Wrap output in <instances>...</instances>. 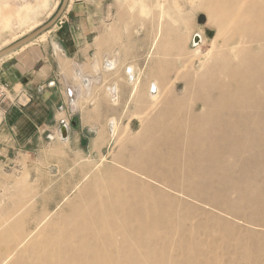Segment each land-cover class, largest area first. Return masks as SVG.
<instances>
[{"label": "rangeland", "instance_id": "rangeland-1", "mask_svg": "<svg viewBox=\"0 0 264 264\" xmlns=\"http://www.w3.org/2000/svg\"><path fill=\"white\" fill-rule=\"evenodd\" d=\"M83 1L90 9L81 19L94 30L82 66L70 69L81 84L72 120L84 129L2 162L0 254L30 236L15 255L33 260L45 247L36 242L54 235L112 264H264V49H251L264 44V19L249 22L262 30L255 37L234 27L258 9L222 5L228 26L219 35L206 0H144V11L137 0ZM62 2L0 0V50L49 22ZM222 54L227 62L202 76Z\"/></svg>", "mask_w": 264, "mask_h": 264}, {"label": "crops", "instance_id": "crops-1", "mask_svg": "<svg viewBox=\"0 0 264 264\" xmlns=\"http://www.w3.org/2000/svg\"><path fill=\"white\" fill-rule=\"evenodd\" d=\"M136 2L142 4L144 11L145 3L141 0L133 1L134 4ZM89 6L83 0L69 4L65 23L51 30L48 39L32 41L0 62V87L4 84L9 86L8 99L3 102L0 100V171L7 164L2 162L11 161L24 151H33L40 146L46 148L45 144L49 141L65 145L71 142L74 134L81 135L77 131L81 128L78 122L76 125L71 124L77 99L73 97L79 92L81 84L76 83L70 68L75 63L79 64L78 68L82 66L81 57H85L86 51L84 40L94 30V26L89 24L91 22L81 19V16H87ZM28 9L29 5L21 9L16 16L18 21ZM77 17L79 21H74ZM6 18L0 14L1 20L6 21ZM87 81L91 82L88 77H83L85 86ZM115 86L118 92V85ZM122 88L125 89L122 92H128V87ZM21 93L25 99L23 104L14 103V98ZM27 95L31 100H27ZM63 124L68 126L67 138L60 135Z\"/></svg>", "mask_w": 264, "mask_h": 264}, {"label": "bare ground", "instance_id": "bare-ground-1", "mask_svg": "<svg viewBox=\"0 0 264 264\" xmlns=\"http://www.w3.org/2000/svg\"><path fill=\"white\" fill-rule=\"evenodd\" d=\"M141 2L144 3V0H141ZM222 5H226V6L236 5V7L238 5H242V6H246L247 8L256 7L258 9L257 14H254L252 18H247L246 16V19L243 21L244 24H239V22L236 20H230L229 23H231L232 25L234 23L239 24L240 26H234V27L236 29L241 30L244 34H251L254 37L258 36V33L260 34L262 32V30L258 32V30L255 28L251 29L249 22L251 21V23L253 24L256 20L261 21L264 19V2L263 1L254 2L252 0H235L233 2H226L225 0H206L204 3H202V8L208 12L210 22L216 26H220L221 30L219 31V35L223 34L224 33L223 28H226L228 26L225 24V23H228L227 19L224 18L221 13ZM220 22H225V23L220 24ZM0 23H3V20L0 19ZM159 32H160V29H159ZM262 40H264V32H262ZM243 44H244L243 46L244 48L242 47L241 49L238 50L237 57L242 63L246 64L247 62L251 61L247 59L249 46L245 45L246 39L241 37L239 44L236 47H240ZM251 49L252 50L262 49L263 50L264 44L260 42V45L258 46L252 45ZM227 60L228 58L224 54H222L221 58L215 57L210 63L212 64L213 69L204 71L202 76L212 75L213 73H215V68H218L219 65H224L227 62ZM105 67L106 69H113V68H116V64L114 63V61L113 63L112 61H108ZM205 67L207 68L206 63L204 65V68ZM128 69L130 70L128 71ZM132 71H133L132 67H127L125 70L126 75L130 77L129 74L132 73ZM138 81L139 80L137 79V81L134 83V86L136 89L139 85ZM199 82H201V80H199ZM189 84L190 85H188V88L191 89L190 87L192 85L191 82ZM152 85L153 84L150 85V89L152 88ZM154 89L157 91L156 87H154ZM110 90L112 91L114 95L117 93L116 86L112 87ZM115 127L116 126L113 124L114 129ZM61 133L62 135L67 137L68 132H67L66 127L64 128L63 132L61 131ZM212 139H215V138H212ZM230 145L233 146L234 144H230ZM202 150L206 151V148H203ZM199 152L200 150H198V153ZM141 176L144 177V175H141ZM182 179H185V178L182 177ZM155 182L157 184H161L162 179H155ZM183 194L189 195L186 192H183ZM72 230H74V228H72ZM66 234H69V232H66ZM79 234L80 236H76V237L81 238V236L83 235L82 232H80ZM65 238L66 237L57 238V236L53 235L50 243L45 244L44 242H41V243L36 242L37 246H41V245L45 246L44 251L38 254V256L35 259L29 260L25 258L21 259L19 257L20 255L18 256L15 255V254H19L20 252L28 250L27 243L30 241L31 237L30 236L25 237L20 242H18L17 245H15L13 249L8 250L4 254L2 253L0 254V264H112L113 263L112 259L108 258L103 252L99 251L97 254H94L93 250L90 249L88 245H80V247H78L74 243L64 241Z\"/></svg>", "mask_w": 264, "mask_h": 264}, {"label": "water", "instance_id": "water-1", "mask_svg": "<svg viewBox=\"0 0 264 264\" xmlns=\"http://www.w3.org/2000/svg\"><path fill=\"white\" fill-rule=\"evenodd\" d=\"M69 2H70V0H63L58 12L56 13V15L53 18H51V20L49 22L42 25L38 29L34 30L32 33L28 34L27 36L21 38L20 40H18L16 42L10 44L9 46L1 49L0 50V58L4 57V56H6L12 52L19 50L23 46H25V45L29 44L30 42H32L33 40H35L37 37L41 36L43 33L47 32L63 16L64 12L67 10V8L69 6ZM205 21H206V17L201 16L200 22L204 23ZM71 124L76 125V121H73ZM65 127H66L67 132H68V126L66 124H63V126L61 127V131L63 132ZM63 138H66V137L63 135Z\"/></svg>", "mask_w": 264, "mask_h": 264}, {"label": "built area", "instance_id": "built-area-1", "mask_svg": "<svg viewBox=\"0 0 264 264\" xmlns=\"http://www.w3.org/2000/svg\"><path fill=\"white\" fill-rule=\"evenodd\" d=\"M64 19L60 18L58 21V25L62 26L64 24ZM8 92H9V86L8 84H4L3 86L0 87V100L3 102L6 99H8ZM69 93L72 95V89H70ZM23 94L21 93L20 96H17L14 98L13 102L16 104H23L25 101L24 98H22ZM27 100H31V98L27 95Z\"/></svg>", "mask_w": 264, "mask_h": 264}]
</instances>
